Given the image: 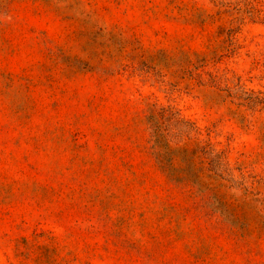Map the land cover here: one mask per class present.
<instances>
[{
	"label": "rangeland",
	"instance_id": "1",
	"mask_svg": "<svg viewBox=\"0 0 264 264\" xmlns=\"http://www.w3.org/2000/svg\"><path fill=\"white\" fill-rule=\"evenodd\" d=\"M0 8V264H264V0Z\"/></svg>",
	"mask_w": 264,
	"mask_h": 264
},
{
	"label": "trees",
	"instance_id": "2",
	"mask_svg": "<svg viewBox=\"0 0 264 264\" xmlns=\"http://www.w3.org/2000/svg\"><path fill=\"white\" fill-rule=\"evenodd\" d=\"M2 9L0 8V15L2 14ZM209 154H211L212 155V152H208V153H205V155H209Z\"/></svg>",
	"mask_w": 264,
	"mask_h": 264
}]
</instances>
